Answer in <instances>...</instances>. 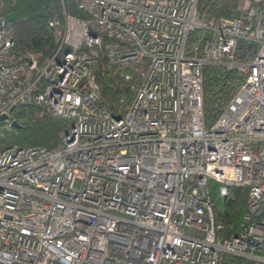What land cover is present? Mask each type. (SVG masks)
Segmentation results:
<instances>
[{
    "label": "built area",
    "instance_id": "2783aa9c",
    "mask_svg": "<svg viewBox=\"0 0 264 264\" xmlns=\"http://www.w3.org/2000/svg\"><path fill=\"white\" fill-rule=\"evenodd\" d=\"M76 1L86 18L51 22L43 61L13 53L0 17V117L38 106L72 124L58 149L0 152V264H264V0H238L234 19L202 0ZM105 40L141 79L120 117L94 75ZM208 66L238 79L213 123ZM234 188L248 190L236 233L214 199Z\"/></svg>",
    "mask_w": 264,
    "mask_h": 264
},
{
    "label": "trees",
    "instance_id": "16d2710c",
    "mask_svg": "<svg viewBox=\"0 0 264 264\" xmlns=\"http://www.w3.org/2000/svg\"><path fill=\"white\" fill-rule=\"evenodd\" d=\"M201 5L208 8V19H234L239 16L238 0H202ZM64 12L86 18L78 9L76 0H0V17L7 20V31L15 44L13 53L39 55L41 61L52 56L55 44L50 23L61 19ZM105 43L106 40L101 48H97L94 75L102 102L120 117L132 102L141 79L134 67L109 64ZM243 46L254 48L252 45ZM229 82L238 83V79L221 68L208 66L204 69V110L209 123L218 119L236 91V87ZM71 127L70 122L52 117L42 107L18 106L11 112L8 122L0 123V152L13 146L43 147L51 151L58 149ZM231 194L233 199L226 205L218 201L217 193L214 199L219 219L227 229L233 227L236 233L246 211L248 190L234 188ZM225 264L249 263L226 256Z\"/></svg>",
    "mask_w": 264,
    "mask_h": 264
},
{
    "label": "water",
    "instance_id": "95a60500",
    "mask_svg": "<svg viewBox=\"0 0 264 264\" xmlns=\"http://www.w3.org/2000/svg\"><path fill=\"white\" fill-rule=\"evenodd\" d=\"M9 120V117L8 116H2L0 117V123L1 122H5V121H8Z\"/></svg>",
    "mask_w": 264,
    "mask_h": 264
},
{
    "label": "rangeland",
    "instance_id": "374dc122",
    "mask_svg": "<svg viewBox=\"0 0 264 264\" xmlns=\"http://www.w3.org/2000/svg\"><path fill=\"white\" fill-rule=\"evenodd\" d=\"M239 2H238V7H239ZM202 6V5H201ZM203 7V6H202ZM237 10H238V8H237ZM239 12V11H238ZM101 99H102V96H101ZM103 101V100H102ZM8 128V127H7ZM243 216V215H242ZM242 218V217H241ZM240 221H241V219H240Z\"/></svg>",
    "mask_w": 264,
    "mask_h": 264
}]
</instances>
